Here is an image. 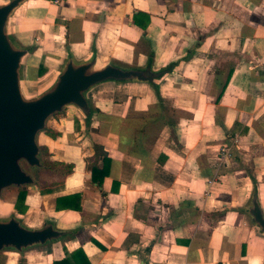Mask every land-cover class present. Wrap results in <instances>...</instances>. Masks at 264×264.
<instances>
[{
    "label": "crops",
    "instance_id": "1",
    "mask_svg": "<svg viewBox=\"0 0 264 264\" xmlns=\"http://www.w3.org/2000/svg\"><path fill=\"white\" fill-rule=\"evenodd\" d=\"M21 13L20 32L57 29L52 38L62 37L63 49L70 45L77 59L92 48L102 59H113L103 56L109 48L111 56L133 59H113L123 64L140 66L153 55L154 66L162 67L191 55L173 81L189 70L191 78L171 87L165 83L159 95L146 84L105 85L91 94L88 127L71 108L49 120L40 145L50 161L73 170L44 197L54 198L55 208L58 198L82 195L81 212L55 208L49 216L60 229L81 231L59 245L40 247L49 252L46 262L29 264H54L79 248L91 264H144L143 252L150 264H262L258 241L239 219L248 218L238 211L249 198L237 203L233 192L239 182L252 191L250 172L262 187L254 163L264 165V0H30L16 11ZM211 55L228 68L207 75L204 92L203 80L190 66ZM104 89L122 92L98 95ZM134 89L146 93L128 95ZM165 95L175 98L177 118L167 115ZM235 138L218 172V150ZM95 145L103 154L98 167L108 162L102 185L92 181L89 170ZM220 172L227 189L217 182L218 189L207 195ZM38 189H27L29 216L39 208ZM261 202L264 209L262 194ZM18 215L30 227L44 221L31 225Z\"/></svg>",
    "mask_w": 264,
    "mask_h": 264
},
{
    "label": "water",
    "instance_id": "2",
    "mask_svg": "<svg viewBox=\"0 0 264 264\" xmlns=\"http://www.w3.org/2000/svg\"><path fill=\"white\" fill-rule=\"evenodd\" d=\"M30 0H0V201L9 189L18 191L39 188L33 170L45 168L40 136L48 131L49 120L66 109H74L89 126L94 109L93 91L105 85L146 84L158 95L161 87L176 73L191 55L154 66L151 55L145 64L128 65L113 59H102L95 48L77 59L67 50L60 69L41 92L27 91L26 58L30 48L20 44L12 32L16 11ZM28 168V169H27ZM253 184L248 202L238 212L253 220L256 233L264 238V209L260 186L250 172ZM81 231L60 229L56 219L44 218L43 224L30 227L16 211L0 215V253L26 252L51 245H59ZM147 254V253H146ZM144 264H150L147 256Z\"/></svg>",
    "mask_w": 264,
    "mask_h": 264
},
{
    "label": "rangeland",
    "instance_id": "3",
    "mask_svg": "<svg viewBox=\"0 0 264 264\" xmlns=\"http://www.w3.org/2000/svg\"><path fill=\"white\" fill-rule=\"evenodd\" d=\"M23 16H24L23 13L17 14L15 16L13 20V24H12V32L15 34L16 38L18 39V41L20 42L22 46L30 48L32 50V53L25 60L26 62L25 65H26L27 71L30 68L28 74H29V77L34 78V80H32L31 82L30 81L26 82L25 88L27 89L30 95H35L41 92L43 89H45L50 84L53 75L60 69L61 60L65 55V49L68 50L69 49L68 46L70 45H65V48L63 49L62 47L63 38L62 37H60V39H58L57 37L55 39L52 38L51 33H55V32L57 33L58 32L57 29H55L54 31H50V32L47 28H43V30L34 29L28 32H20V28L22 27L21 25L23 22ZM17 21L19 22V24H16ZM66 41L68 44L69 38ZM166 48L167 50H166V53L163 55L164 57L168 55L169 53L168 50L171 49V45H168ZM103 56L110 57V58L112 57L113 59L125 60V61H130V62L133 61V59L127 55L122 56L119 54H115L114 56L113 55L111 56V49L109 48H107L106 51H103ZM211 57L213 56L211 55L210 57L206 59L203 58V62L199 60L190 66L192 70L198 71V75L195 78L196 79L198 78L199 80H203L204 92L206 91V84H204V81L207 78V75H211V72H214L215 68L217 70H220L223 67L225 71H226V68H228L227 62H223L220 59L218 60L217 64H215V61L213 60L214 58H211ZM202 65H203V70L200 69L202 68ZM190 71L191 70H189L188 73L178 76L176 80L174 79V81L172 77L170 79L171 82L170 80L168 81L170 83L169 84L170 87L172 84L182 83L183 80L188 79V77L191 78L189 76V73H191ZM181 73L182 72H179L178 74H181ZM119 92H122V91H112L110 89H104V90H100L98 95L104 96V95H110L112 93H119ZM127 93L128 95L133 94V93L144 94L146 93V90L145 89H134V90L127 91ZM182 95H189V93H186V94L182 93ZM172 99H175V98H170L165 95L164 101H165V105H167L166 113L169 117L177 118V116H179V111L173 108L174 106H173ZM71 115L72 114H68L69 117H71ZM42 142H43V139H42ZM233 142L234 140L232 141L231 145H223L222 147L219 148L218 162L216 166V169L218 170V172H219V168L222 169L223 166L226 164V161H223V158L219 156L220 155L219 153L222 151L221 149L224 148L225 146H231V148H233L232 147L234 145ZM230 155H231V151H230ZM43 159H44L45 168L42 170H35V171L33 170L35 178L38 181L39 186H40L39 189L36 190V194H34L38 198V201H39V208L35 209L36 212H33L31 216L28 217L27 215L29 213V208L25 201L26 211L24 214L19 213L16 209L18 205L17 204V193L19 191L15 189H9L7 191V194H8L7 201L3 203L2 208H0V215L7 214L15 210L18 214L25 216L26 221H29L30 223L32 222L35 225V224H39L45 217L53 214V210H55V208L54 207L52 208L51 205H52V201H54V198L45 199L46 197H44V193L46 191L52 192L56 190L57 189L56 186L59 184V182L65 175L61 173V171L63 170V168L61 167L56 168V169L48 167L46 164L47 160L45 159L44 154H43ZM48 160H50V158H48ZM252 163L254 162L252 161ZM254 166L257 170V173H258L257 175L258 176L262 175L261 177L262 180L260 182L262 184L261 194L264 200V165L262 164L258 165L254 163ZM237 168H239V166H237ZM221 172H224V169ZM221 172L218 174L219 178L217 177L212 178L210 182L211 187H209V189L206 192L207 195H210L212 192L215 191V189H218V185L216 184L217 182L222 183L223 181V188L227 189L229 184L225 179H221V175H222ZM237 186L238 187L235 186L236 188L233 193L235 194V197L237 198V203H241V202L243 203L245 202L247 198H249L251 190H246L242 182H239V185ZM29 193L30 192H28L27 190V194ZM239 219L241 222H245L247 227L250 229L252 236L256 239V241H258V245L260 246V254H262V259H264V238L262 236H259L256 233L257 229L253 226V220L249 218L243 219L242 217H239ZM254 232L256 233L257 237L255 236ZM85 237L88 239H91L88 233L85 234ZM42 249L38 248L37 250H34L33 252L27 254L26 256H17L13 254L11 255V254L0 253V263L2 264H11V263L29 264V263L37 262V261L46 262L45 258L47 257L49 252L45 251L47 248L46 249L44 248V250ZM65 249L67 248L65 247L64 251ZM143 253L141 254L142 258H144L146 255ZM54 255L58 257L60 254L55 253ZM262 264H264V260Z\"/></svg>",
    "mask_w": 264,
    "mask_h": 264
},
{
    "label": "trees",
    "instance_id": "4",
    "mask_svg": "<svg viewBox=\"0 0 264 264\" xmlns=\"http://www.w3.org/2000/svg\"><path fill=\"white\" fill-rule=\"evenodd\" d=\"M134 22L137 26H140L138 24V19L137 16H134ZM141 27V26H140ZM143 29H146V27H142ZM34 80V78H32ZM49 136L51 138H56L57 134L52 132L49 134ZM94 151H95V155L94 158H92L90 165H89V170L92 173V181L94 183H99V185H102L104 179L107 176V161L104 159L103 160V167L102 169H100L98 167V162L100 159V156H103L102 154V150L101 147L98 145L94 146ZM43 154L46 161V164L48 167L50 168H63V170L61 171L62 174H64L65 176L70 174L73 170V165H64L63 163H59V162H52L50 160H48V158H50V153L48 151V149L46 147L43 148ZM51 193V191H46L44 194H49ZM27 190H21L17 193V211L19 213L24 214L26 211V205H25V201L27 204ZM28 205V204H27ZM29 207V205H28ZM56 211H62V210H75V211H82V195L81 194H74V195H69L66 197H61L58 198L56 200ZM92 242L94 244H96L98 247L102 248L99 243H97L95 240L92 239ZM54 264H91L89 262V259L87 257V255L85 254V252L83 251L82 248H79L78 250H76L75 252H73L72 254H66V258H64L62 261L60 262H55Z\"/></svg>",
    "mask_w": 264,
    "mask_h": 264
},
{
    "label": "built area",
    "instance_id": "5",
    "mask_svg": "<svg viewBox=\"0 0 264 264\" xmlns=\"http://www.w3.org/2000/svg\"><path fill=\"white\" fill-rule=\"evenodd\" d=\"M238 139L235 138L233 144H236L238 141ZM222 151L219 153L222 158L223 161H226V159H228L229 155H230V151H231V146H225L224 148L221 149Z\"/></svg>",
    "mask_w": 264,
    "mask_h": 264
},
{
    "label": "bare ground",
    "instance_id": "6",
    "mask_svg": "<svg viewBox=\"0 0 264 264\" xmlns=\"http://www.w3.org/2000/svg\"><path fill=\"white\" fill-rule=\"evenodd\" d=\"M27 216L30 217L29 215H27ZM26 223H27V222H26ZM28 223L31 224V225H34L32 222L30 223V222L28 221ZM36 227H37V226H36Z\"/></svg>",
    "mask_w": 264,
    "mask_h": 264
}]
</instances>
